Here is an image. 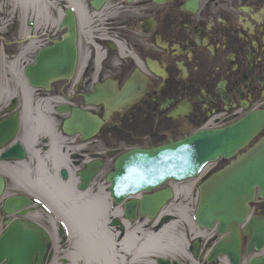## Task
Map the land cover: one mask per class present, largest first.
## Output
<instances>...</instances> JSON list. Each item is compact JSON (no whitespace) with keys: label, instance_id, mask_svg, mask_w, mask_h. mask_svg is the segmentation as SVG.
I'll use <instances>...</instances> for the list:
<instances>
[{"label":"flooded vegetation","instance_id":"af4514ba","mask_svg":"<svg viewBox=\"0 0 264 264\" xmlns=\"http://www.w3.org/2000/svg\"><path fill=\"white\" fill-rule=\"evenodd\" d=\"M91 2H80L75 74L57 82L53 94L71 108L68 119L77 109L97 118L101 126L94 137L78 136L68 149L60 140L53 141V148L50 132H42L41 141L35 136L30 145L45 158L41 169L34 161L0 163L5 164L0 166L5 172V207L15 197H28L32 203L8 214L1 202L2 232L15 221L46 220L50 215L44 206L56 207L58 187H67L60 179L67 167L102 164L91 182V197L96 198L107 159L264 114V0H107L99 9ZM55 36L62 38L59 28ZM99 92L101 98L96 97ZM263 137L264 128L252 146ZM57 162L58 171L53 167ZM229 163L220 160L211 166L205 180ZM40 174L43 181L38 180ZM69 188L76 195V185ZM251 209L264 216V199L257 196ZM56 232L64 236L61 228ZM217 239L211 237L210 243ZM246 241L242 236L243 264L251 260L245 254Z\"/></svg>","mask_w":264,"mask_h":264},{"label":"water","instance_id":"95a60500","mask_svg":"<svg viewBox=\"0 0 264 264\" xmlns=\"http://www.w3.org/2000/svg\"><path fill=\"white\" fill-rule=\"evenodd\" d=\"M106 1L93 0L92 6L99 9ZM60 28L66 30L64 37L39 50L34 64L25 69L29 85L34 89L49 92L54 83L74 75L78 51L76 17L72 8L67 9ZM96 97L101 98V92ZM12 104L9 112L15 110L16 100ZM69 110L68 105L57 108L60 114H67ZM72 111V118L63 123V133L68 137L79 134L83 140L95 136L101 121L80 110ZM19 126L18 112L0 122V148L7 146L0 161L25 160V149L16 142ZM263 128L264 114H255L228 128L202 131L152 150L130 151L116 160L114 171L107 177L112 199L116 206L123 207L127 222H137L139 217L154 220L174 197L169 187L159 190L163 185L169 181L197 178L207 165L220 159H233ZM101 165L92 164L79 172V190L89 186ZM62 176L67 180V171H62ZM4 191L5 180L0 175V199ZM257 193L264 198V138L199 186L194 220L201 229L216 230L222 237L212 248L207 263L217 264L218 258L226 257L229 264H241L242 234L249 238L246 253L264 248V217L248 218L250 204ZM30 205L29 198L15 197L7 201L6 207L4 201L3 211L12 214ZM171 219L165 217L161 224ZM120 225L118 221L113 224ZM50 242L49 234L38 224L15 221L0 236V264H43ZM200 247L196 239L192 249L195 259ZM157 263L179 264L162 258ZM249 264H264V256L253 258Z\"/></svg>","mask_w":264,"mask_h":264},{"label":"rangeland","instance_id":"374dc122","mask_svg":"<svg viewBox=\"0 0 264 264\" xmlns=\"http://www.w3.org/2000/svg\"><path fill=\"white\" fill-rule=\"evenodd\" d=\"M5 4L6 1L3 0V9L2 11H0V48H2L4 51V57L2 61V85L0 86V119L2 118V110H4L9 96L12 97L13 95H15L19 104H22V87L25 84L23 76L24 65L31 61L34 54V45L30 46L29 40H22L21 30L29 27L28 30L32 31V36H40L39 40L43 39L46 41V37L48 36L52 38V32H56L58 28L57 8L65 9V6L67 5L64 0H8V8L5 9ZM36 15L40 19L39 24L35 28H32L31 25L35 23L34 21ZM14 24H16V27L13 30L8 31L9 27L13 26ZM25 25H27V27ZM45 32H47V36H43ZM43 40L42 42H36L35 46L44 43L45 41ZM7 49L10 52H8ZM22 54H24V56L19 60V57ZM12 61H17L14 65L15 72H12L11 69ZM59 118L62 121L65 117ZM36 126L37 125H33L34 128ZM50 129L56 136L60 137L55 125L51 124ZM111 169L112 167L111 165H109V167L106 169L105 174H107V172H109ZM101 181L103 182L104 178H102ZM193 183H195L194 180L180 184L181 193L179 194L177 200L171 203L174 204L175 210L178 209V206L179 208H184V213L182 212L183 215L181 217H174V220L178 222V226L176 229L177 232L186 235V239L188 241H191L189 232L193 228L190 224L191 221L189 220L192 219V212L196 207V201L198 200L197 191L195 189H192V193H188V189L192 188ZM90 207L91 205L86 206L84 207V210L90 213ZM39 221L44 223L46 220L39 219ZM83 223L84 228L78 229V233L73 234V243L74 241H80L83 236L86 237L87 240H89V238H91L92 236L94 237V235L96 236L98 234L97 226L94 222L92 223L93 229L91 228V222L83 220ZM44 225L46 224L44 223ZM151 225L152 224H149V226H145V228L143 229L144 235L155 230L150 227ZM46 226H48V224ZM111 232L114 233V231ZM83 233L87 235H83ZM118 238V241H121L124 238V235H121V238ZM59 245L60 248L59 246L56 248L55 246L53 247V254L58 260H62L63 257L68 254L66 250L70 251V249H72L71 242H67V239L61 237ZM121 256L125 257V264H130V255H126L123 253L121 254ZM175 259H178L182 263L186 264V257H184L182 254H179L177 257H175ZM67 263L72 264V261L70 263L69 260ZM78 264L84 263L82 261H79Z\"/></svg>","mask_w":264,"mask_h":264},{"label":"bare ground","instance_id":"6f19581e","mask_svg":"<svg viewBox=\"0 0 264 264\" xmlns=\"http://www.w3.org/2000/svg\"><path fill=\"white\" fill-rule=\"evenodd\" d=\"M71 1L74 4L73 6H76V11L79 18L82 19L83 14L80 2L76 0ZM62 16L63 13L59 11V19L57 21V24L60 23V18ZM23 56L24 54L21 55L19 60L22 59ZM12 71L15 72V68H13ZM25 97V104L28 106L27 93ZM29 115L31 117L32 114L27 110L25 113V118L28 122L30 120L28 118ZM52 180L56 185L55 180ZM71 183L72 182H70L67 187L59 186L58 194H60L59 196L62 199H67L68 197L72 196L74 199L79 200V196L73 194L72 189L69 188ZM180 192V190L176 189V199L178 198ZM59 196L57 195L56 209L59 211V214L63 217L67 226L69 227L71 236V231L73 232V234L78 231L79 221L78 219H76V217H78V214L76 213V209L73 205H70V210L64 205L62 206L61 203L63 202V200ZM108 200H110V197L108 194H105V198H97L96 206L93 205V203L91 204L90 213L82 210V214H80L79 217H82V220L91 222L92 229V223L94 222L97 226L98 234L96 236L94 235V237L92 236L91 238H89V240H87L86 237L83 236L80 241H74L73 247L69 254V259L72 261V264H78L79 261H82L84 264H125L126 259L125 257L121 256V254L123 253L126 255H130V264H152L151 260H153L154 258H175L179 254H182L184 257L189 259L191 263H194L189 257L187 247H184L185 241L183 239V235L178 233L176 230L178 222L175 220L165 226V228L161 231V233H158V235L154 234L153 232L144 235L140 230V224H136L132 228L128 229V233L125 238L120 243H118L117 239L113 238V235L107 230V227L105 225V222L109 218V213L106 209ZM57 205L59 206L57 207ZM183 210V207L175 210L173 204L172 206L168 207L164 213L174 215L175 217H181L184 213ZM113 216H122L120 209H118V211H116L115 215ZM144 225L147 226V223H145ZM192 231V236L195 235L196 237L202 238L208 237V233L196 232L194 228H192ZM84 234L85 233H83V235ZM55 244L56 246L58 245L57 237H55Z\"/></svg>","mask_w":264,"mask_h":264}]
</instances>
